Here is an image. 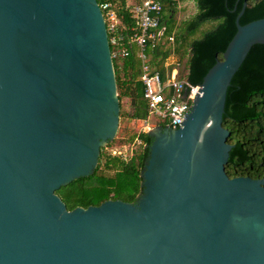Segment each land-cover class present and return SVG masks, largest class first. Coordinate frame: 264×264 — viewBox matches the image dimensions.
<instances>
[{
  "label": "water",
  "instance_id": "water-1",
  "mask_svg": "<svg viewBox=\"0 0 264 264\" xmlns=\"http://www.w3.org/2000/svg\"><path fill=\"white\" fill-rule=\"evenodd\" d=\"M245 6L181 126L147 131L135 201L68 210L55 191L91 174L118 128L102 12L96 0H0V264H264V178L224 169L227 88L264 44V17L239 23Z\"/></svg>",
  "mask_w": 264,
  "mask_h": 264
},
{
  "label": "trees",
  "instance_id": "trees-1",
  "mask_svg": "<svg viewBox=\"0 0 264 264\" xmlns=\"http://www.w3.org/2000/svg\"><path fill=\"white\" fill-rule=\"evenodd\" d=\"M96 1L99 4L116 3L122 24L128 26L132 22L129 10L131 4L128 5L125 0ZM193 1L197 11L173 35V42L159 40L152 46L148 41L146 53L150 56V64L159 70H163L165 60L172 53H177L178 60L184 59L185 65V73L179 76H184L191 84H199L216 59H220L234 34V20L243 2H246V6L239 18L240 24L264 17V0ZM176 2L177 0H162L157 30H162V37L174 34ZM208 20L215 21V24L194 37L197 29ZM120 46L127 47L129 55L112 57L119 104L122 97H127L133 107L130 116L145 120L148 109L142 96L137 46L126 38L122 39ZM109 47L110 51L115 48L110 42ZM222 125L229 131L227 142L232 145L224 166L227 176L264 178V44L252 45L232 76L226 92ZM136 139L141 141L140 144L126 158L108 150L112 140L107 141L100 148L97 165L91 174L73 179L55 191L68 210L76 206L98 205L107 199L135 201L142 189L141 172L148 158L152 137L147 131H140L130 134L126 140L134 142Z\"/></svg>",
  "mask_w": 264,
  "mask_h": 264
},
{
  "label": "built area",
  "instance_id": "built-area-1",
  "mask_svg": "<svg viewBox=\"0 0 264 264\" xmlns=\"http://www.w3.org/2000/svg\"><path fill=\"white\" fill-rule=\"evenodd\" d=\"M104 19L108 43L115 48L110 51L111 57H126L129 50L120 46L122 39L134 43L138 49L140 60V81L143 85V99L147 103L148 116L144 121L152 119L159 125L166 123L168 127L181 126L192 100L198 92L199 84L189 83L184 76H179L174 64H164L163 70L150 64V56L146 53L148 41L153 46L159 40L173 42V34L159 35L158 27L162 11V0H137L131 3L132 22L125 26L117 13V4L105 2L99 4ZM146 131V130H143ZM140 144V140H135ZM122 154L123 158L128 155Z\"/></svg>",
  "mask_w": 264,
  "mask_h": 264
},
{
  "label": "rangeland",
  "instance_id": "rangeland-1",
  "mask_svg": "<svg viewBox=\"0 0 264 264\" xmlns=\"http://www.w3.org/2000/svg\"><path fill=\"white\" fill-rule=\"evenodd\" d=\"M127 4H131L136 0H125ZM117 3L119 1H116ZM197 8L193 0H177L175 4V11L173 16L174 27L173 32L175 35L180 28L184 26V23L191 19L196 13ZM215 21L208 20L204 22L196 31L194 37L199 36L202 32L209 29ZM178 54L172 53L166 60L164 64H174L176 66L178 74L185 73L184 59L178 60ZM133 107L130 105L129 99L127 97H122L120 101V110H119V121L117 132L112 139V143L108 146V150H111L115 153H125L129 155L132 149H136L138 144L135 142L127 141V137L132 133H138L140 131H148L152 127L156 126L152 119L144 121L142 119L131 117V111ZM105 146V145H104Z\"/></svg>",
  "mask_w": 264,
  "mask_h": 264
},
{
  "label": "flooded vegetation",
  "instance_id": "flooded-vegetation-1",
  "mask_svg": "<svg viewBox=\"0 0 264 264\" xmlns=\"http://www.w3.org/2000/svg\"><path fill=\"white\" fill-rule=\"evenodd\" d=\"M133 112V109H132V111H131V113Z\"/></svg>",
  "mask_w": 264,
  "mask_h": 264
},
{
  "label": "crops",
  "instance_id": "crops-1",
  "mask_svg": "<svg viewBox=\"0 0 264 264\" xmlns=\"http://www.w3.org/2000/svg\"><path fill=\"white\" fill-rule=\"evenodd\" d=\"M126 2V1H125ZM127 3V2H126Z\"/></svg>",
  "mask_w": 264,
  "mask_h": 264
}]
</instances>
